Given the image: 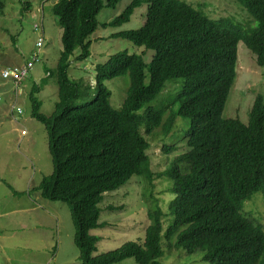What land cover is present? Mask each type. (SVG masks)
Segmentation results:
<instances>
[{
	"label": "trees",
	"instance_id": "16d2710c",
	"mask_svg": "<svg viewBox=\"0 0 264 264\" xmlns=\"http://www.w3.org/2000/svg\"><path fill=\"white\" fill-rule=\"evenodd\" d=\"M121 1L59 0L52 8L63 31L58 65L47 74L56 79L58 100L49 117L40 113L38 86L30 100L32 117L47 133L53 172L32 187L30 195L68 207L78 264H120L129 259L136 264H163V238L170 251L204 253V263L264 264L263 227L243 213L245 202L256 194L264 196V98L257 96L247 125L223 117L238 77L239 44L256 57V65L264 67V0H233L257 25L249 34L229 22L211 20L200 8L180 0H131L108 25L129 22L146 4L140 29L112 37L152 51L149 66L142 56L122 52L96 68L95 86L86 79H71V57L76 50L80 51L77 62L90 57V38L100 27L99 14ZM3 6L0 0V12ZM126 75L131 83L118 111L111 107L105 83ZM167 83L177 93L178 111L170 114L164 108L141 114ZM178 117L189 120L190 129L186 143L162 174V182L168 183L162 193L175 196L169 205L173 222L164 232L166 214L152 191L147 137L173 134ZM133 177L145 183L150 222L145 238L95 256L100 238L91 232L105 226L100 223L104 196L124 188ZM172 239L175 243H170Z\"/></svg>",
	"mask_w": 264,
	"mask_h": 264
},
{
	"label": "rangeland",
	"instance_id": "374dc122",
	"mask_svg": "<svg viewBox=\"0 0 264 264\" xmlns=\"http://www.w3.org/2000/svg\"><path fill=\"white\" fill-rule=\"evenodd\" d=\"M180 1L195 9L200 8L211 20L229 22L245 34L251 33L257 26L245 8L233 0ZM1 2L4 6L0 12V264H78L79 252L74 244L75 230L68 207L59 202L44 200L38 194L30 195L29 192L53 172L47 133L44 126L32 117L30 94L35 86L40 88L35 94L36 99L43 104L40 113L51 116L58 99V89L56 79H49L47 72L56 69L62 52L63 31L52 13L53 6L59 0ZM130 2L122 0L115 9L104 8L101 11L98 16L100 27L90 38V57L84 62H77L80 51L76 50L70 59L71 79H86L95 86L96 68L122 52L142 56L149 66L152 51L112 37L119 32L140 29L146 20L148 6L144 4L136 9L130 21L125 24L108 25L125 11ZM41 36L45 40L39 62L32 71L35 78L25 82L22 95L16 98L13 94L16 90L12 85L9 86L10 80L3 79L2 72L6 68L24 67L37 52L36 45ZM145 73L147 85L148 68ZM237 75L223 117L247 125L257 96L264 98V67L256 65V57L243 43L238 46ZM48 82L49 86L44 87ZM130 83L128 75L105 83L111 92L110 103L113 109L119 111L123 107ZM170 84H166L162 93L141 114L164 108L170 114L178 111L179 105L174 103V94L177 93L171 89ZM10 104L22 109L23 114L12 117ZM175 125V131L168 137L163 134L157 138L147 137L150 144L148 156L154 173L152 191L160 201V209L166 214L164 232L173 222L169 215V205L175 196L170 191L162 193L168 187L167 182H162V174L169 168V159L178 154L176 152L182 148L183 142L186 143L190 129L189 120L181 117L177 118ZM23 131L27 135L22 136ZM165 148L176 154H166ZM139 179L133 177L124 188L105 194L100 205V223L105 226L91 232V235L100 238L95 256L117 250L129 242H143L150 222L148 203L144 196L145 183ZM153 208L154 205L150 210ZM243 213L264 230L263 194H256L245 202ZM175 241L172 239L170 243ZM162 247L165 252L161 259L163 264H210L202 262V252L188 255L182 250L170 251L164 238ZM120 264L136 263L134 259H129Z\"/></svg>",
	"mask_w": 264,
	"mask_h": 264
},
{
	"label": "built area",
	"instance_id": "2783aa9c",
	"mask_svg": "<svg viewBox=\"0 0 264 264\" xmlns=\"http://www.w3.org/2000/svg\"><path fill=\"white\" fill-rule=\"evenodd\" d=\"M36 31H38V27H36ZM44 41L43 38H40L37 42L36 48L37 52L33 54L30 61L26 63L24 67H14V68H7L2 72V77L5 80H10L9 82L12 84L13 88L16 90L14 94L16 97L20 94L21 85L30 77L32 71L34 70L35 65L39 62V55L43 48ZM1 102V98H0ZM16 105V103H15ZM12 106L11 107V114L12 117H16L18 115L23 114V110L19 109L18 107ZM27 135L26 131L22 132V136Z\"/></svg>",
	"mask_w": 264,
	"mask_h": 264
},
{
	"label": "crops",
	"instance_id": "0c3cea01",
	"mask_svg": "<svg viewBox=\"0 0 264 264\" xmlns=\"http://www.w3.org/2000/svg\"><path fill=\"white\" fill-rule=\"evenodd\" d=\"M43 39H44V37H43ZM47 74H48V72H47ZM47 77H49V75H47ZM35 77L31 74V76H30V78L29 79H34ZM27 81V80H26ZM25 81V82H26ZM25 82L23 83V85H22V87L24 86V84H25ZM42 82H44L43 80H42ZM9 84H10V82H9ZM49 82L44 86V87H48L49 86ZM12 84H10L9 86H11ZM51 85H54V84H51ZM57 87V86H56ZM57 89H58V87H57ZM20 94H19V96L18 97H20L21 95H22V93H23V90H22V88H21V90H20V92H19ZM14 94V93H13ZM14 96L16 97V94H14ZM17 98V97H16ZM58 100V99H57ZM11 105V104H10ZM9 105V108H11V106ZM42 106H43V104H42ZM9 112H10V109H9Z\"/></svg>",
	"mask_w": 264,
	"mask_h": 264
},
{
	"label": "clouds",
	"instance_id": "9594fccd",
	"mask_svg": "<svg viewBox=\"0 0 264 264\" xmlns=\"http://www.w3.org/2000/svg\"><path fill=\"white\" fill-rule=\"evenodd\" d=\"M42 10H43V9H42ZM42 10H41V11H42ZM40 31H41V30H40ZM40 38H43V37L41 36ZM44 40H45V39H43V41H44ZM35 53H36V52H35ZM40 53H41V52H40ZM6 69H7V68H6ZM31 74H32V73H31ZM30 76H31V75H30ZM29 78H30V77H29ZM29 78H28V79H29ZM28 79H27V80H28Z\"/></svg>",
	"mask_w": 264,
	"mask_h": 264
}]
</instances>
